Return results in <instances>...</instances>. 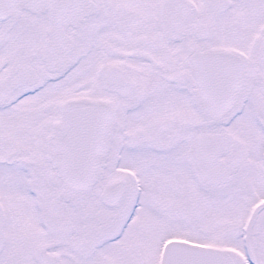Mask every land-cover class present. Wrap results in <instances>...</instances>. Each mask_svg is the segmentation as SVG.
<instances>
[{
  "label": "snow or ice",
  "instance_id": "6c2138e0",
  "mask_svg": "<svg viewBox=\"0 0 264 264\" xmlns=\"http://www.w3.org/2000/svg\"><path fill=\"white\" fill-rule=\"evenodd\" d=\"M0 264H264V0H0Z\"/></svg>",
  "mask_w": 264,
  "mask_h": 264
}]
</instances>
